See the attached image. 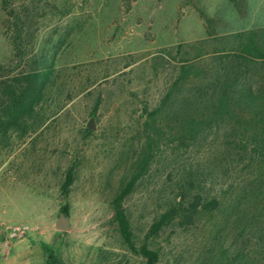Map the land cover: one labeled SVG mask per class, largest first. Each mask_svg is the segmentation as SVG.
<instances>
[{"label":"rangeland","instance_id":"obj_1","mask_svg":"<svg viewBox=\"0 0 264 264\" xmlns=\"http://www.w3.org/2000/svg\"><path fill=\"white\" fill-rule=\"evenodd\" d=\"M42 4L46 15L35 53L44 63L56 64L54 94L24 135L12 131L0 143V236L10 226L30 229L1 264H47L45 247L54 250L60 264H145L123 243L111 207L143 141L144 109L160 103L185 61L197 63L208 75L186 86L184 97L227 71L239 74L242 84L264 82L263 65L239 58L234 37L264 27V0ZM200 11L213 21L206 24ZM4 19L0 10V65L9 70L14 67L13 48L3 33ZM196 54L203 56L194 60ZM89 120L96 129L85 137ZM222 136L211 132L187 149L164 148L125 200L136 247L168 207L180 162L203 172L205 199L219 200L218 209L201 213L186 226L172 222L149 240L159 249L157 264H221L220 247L227 249L224 255L233 264H264V235L257 225L238 221L232 206L257 172L237 158L227 163ZM72 163L74 181L64 197L61 185ZM63 210L70 224L66 232L55 228Z\"/></svg>","mask_w":264,"mask_h":264},{"label":"trees","instance_id":"obj_2","mask_svg":"<svg viewBox=\"0 0 264 264\" xmlns=\"http://www.w3.org/2000/svg\"><path fill=\"white\" fill-rule=\"evenodd\" d=\"M44 7L42 0H0V10L5 15L3 33L12 45L15 67L5 70L0 65V143L12 131L24 135L30 127L29 122L41 119L43 104L54 94L56 64L54 61L44 63L35 53L39 24L46 15ZM199 15L206 24L213 21L202 11ZM234 37L238 57L258 62L264 68V27ZM195 56L194 60L203 54ZM207 75L197 63L185 61L178 67L177 75L160 103L150 111L144 109L143 141L130 164L129 173L119 181L111 200L112 221L123 243L142 257L145 264L159 261V249L153 248L149 240L164 227L172 222L189 225L201 213H211L221 204L215 197L204 198L203 172L198 167L180 162L170 185L168 207L153 219L142 244L136 247L124 202L137 183L148 175L154 159L162 157L164 148L175 145V149H187L211 132L223 133L222 146L230 159L228 164L237 158V161H246L256 169L255 177L248 182L246 189L237 193L232 206L237 210L238 221L257 225L260 235H264V82L256 86L242 84L238 80L239 74L227 71L221 73L215 83L194 88L192 95L183 96L186 86L207 78ZM69 100L67 98L64 105ZM98 105L99 102L94 110ZM83 132L85 137L93 133L86 127ZM75 165L72 163L67 169L61 185L64 197L68 196L74 181ZM63 213L68 216L66 210ZM44 249L47 264H60L52 248ZM219 253L225 259L221 264H233L224 255L227 249L220 247Z\"/></svg>","mask_w":264,"mask_h":264},{"label":"built area","instance_id":"obj_3","mask_svg":"<svg viewBox=\"0 0 264 264\" xmlns=\"http://www.w3.org/2000/svg\"><path fill=\"white\" fill-rule=\"evenodd\" d=\"M30 232L27 226H10L3 230L0 236V264L9 254L13 244L22 241Z\"/></svg>","mask_w":264,"mask_h":264},{"label":"water","instance_id":"obj_4","mask_svg":"<svg viewBox=\"0 0 264 264\" xmlns=\"http://www.w3.org/2000/svg\"><path fill=\"white\" fill-rule=\"evenodd\" d=\"M86 128L89 130H95L96 125L93 120H89L86 123ZM55 228L57 230L66 232L70 230L69 218L64 213L60 212L57 220L55 221Z\"/></svg>","mask_w":264,"mask_h":264}]
</instances>
